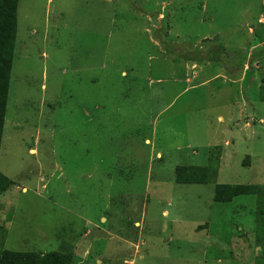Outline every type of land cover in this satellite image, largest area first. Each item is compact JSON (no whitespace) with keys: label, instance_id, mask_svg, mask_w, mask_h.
<instances>
[{"label":"rangeland","instance_id":"1","mask_svg":"<svg viewBox=\"0 0 264 264\" xmlns=\"http://www.w3.org/2000/svg\"><path fill=\"white\" fill-rule=\"evenodd\" d=\"M0 176V260L264 264V0H19Z\"/></svg>","mask_w":264,"mask_h":264},{"label":"trees","instance_id":"2","mask_svg":"<svg viewBox=\"0 0 264 264\" xmlns=\"http://www.w3.org/2000/svg\"><path fill=\"white\" fill-rule=\"evenodd\" d=\"M19 0H0V120L5 117L11 72L15 56V46L17 39V8ZM175 183L184 185L206 184L209 179L207 168H197L181 166L175 169ZM8 187L10 182L0 176ZM245 196H255L260 198L258 217L257 240L264 237V187L254 185H217L214 189L213 201L215 204H228L234 199ZM262 217V218H260ZM260 218V219H259ZM260 241H258L259 243ZM62 243V242H61ZM9 254L0 260V264H73V247L68 243L59 245L58 251L47 254L36 252L18 253L17 258L10 263Z\"/></svg>","mask_w":264,"mask_h":264}]
</instances>
